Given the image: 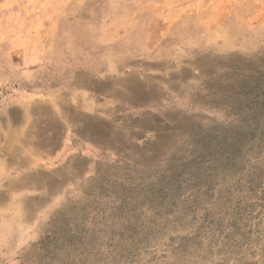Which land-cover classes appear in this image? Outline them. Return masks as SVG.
<instances>
[{"label":"rangeland","instance_id":"1","mask_svg":"<svg viewBox=\"0 0 264 264\" xmlns=\"http://www.w3.org/2000/svg\"><path fill=\"white\" fill-rule=\"evenodd\" d=\"M71 1L0 0V129L67 179L0 264H264V0Z\"/></svg>","mask_w":264,"mask_h":264},{"label":"crops","instance_id":"2","mask_svg":"<svg viewBox=\"0 0 264 264\" xmlns=\"http://www.w3.org/2000/svg\"><path fill=\"white\" fill-rule=\"evenodd\" d=\"M84 0H72L66 6L62 7L65 16H73L81 12V6ZM65 8V9H64ZM61 11V12H62ZM57 29V26L55 27ZM69 105H58L61 109H68ZM31 107V106H30ZM42 109V106L38 109ZM27 113L29 106L25 107ZM66 121L71 119L79 120L78 130L82 135L100 136L103 134V129L99 133L86 132L85 127L94 126L95 123L92 119L85 121V116L77 115L66 111ZM25 113V112H24ZM75 116V118L69 115ZM16 121V123H15ZM91 121V122H90ZM38 121V125L41 123ZM25 123L28 124L27 117L19 121V118L3 119L0 129V238L8 234L11 223L24 222L32 220L36 213L41 210V198L43 183L48 191L46 198L52 195V190L57 192L59 183L65 185L67 179L62 177L59 181L57 171H44L42 168L37 167V162L45 158L57 159L59 157L60 148L64 137V132L58 129L57 123L54 125L51 136H47L46 129L40 127L33 134L28 137L25 130ZM44 124L46 122L43 121ZM92 123V124H90ZM47 125V124H46ZM39 132L40 134H38ZM31 133V134H32ZM38 136V137H37ZM29 153L28 157L25 155ZM26 190L37 193L31 197H26ZM18 199V201H17ZM29 199L27 202L26 200ZM20 218V219H19ZM6 232V233H4Z\"/></svg>","mask_w":264,"mask_h":264},{"label":"bare ground","instance_id":"3","mask_svg":"<svg viewBox=\"0 0 264 264\" xmlns=\"http://www.w3.org/2000/svg\"><path fill=\"white\" fill-rule=\"evenodd\" d=\"M71 115V114H70ZM43 125H45L44 123H43V121L41 122ZM46 126V125H45ZM92 127V126H91ZM94 128V127H93ZM43 129H45V127L43 128ZM92 129V128H91ZM95 129V128H94Z\"/></svg>","mask_w":264,"mask_h":264}]
</instances>
